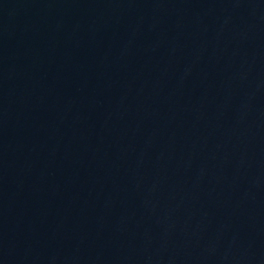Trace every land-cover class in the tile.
<instances>
[{"label": "water", "instance_id": "obj_1", "mask_svg": "<svg viewBox=\"0 0 264 264\" xmlns=\"http://www.w3.org/2000/svg\"><path fill=\"white\" fill-rule=\"evenodd\" d=\"M0 264H264V0H0Z\"/></svg>", "mask_w": 264, "mask_h": 264}]
</instances>
